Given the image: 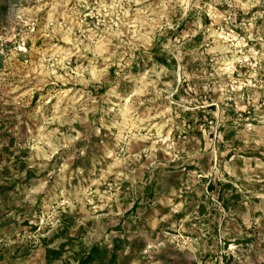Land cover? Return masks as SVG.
Instances as JSON below:
<instances>
[{"label": "rangeland", "instance_id": "rangeland-1", "mask_svg": "<svg viewBox=\"0 0 264 264\" xmlns=\"http://www.w3.org/2000/svg\"><path fill=\"white\" fill-rule=\"evenodd\" d=\"M94 246L264 264V0H0V264Z\"/></svg>", "mask_w": 264, "mask_h": 264}, {"label": "trees", "instance_id": "trees-1", "mask_svg": "<svg viewBox=\"0 0 264 264\" xmlns=\"http://www.w3.org/2000/svg\"><path fill=\"white\" fill-rule=\"evenodd\" d=\"M6 1V0H2ZM161 59L159 58V61ZM211 189V187H209ZM48 254L52 253L55 257L59 256V252L48 250ZM108 251L106 248H99L98 246L92 247L83 257L77 260V264H114L115 256L112 253L111 256L107 257Z\"/></svg>", "mask_w": 264, "mask_h": 264}]
</instances>
